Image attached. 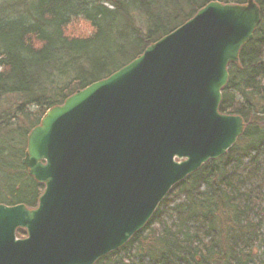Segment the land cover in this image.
<instances>
[{
    "label": "water",
    "instance_id": "obj_1",
    "mask_svg": "<svg viewBox=\"0 0 264 264\" xmlns=\"http://www.w3.org/2000/svg\"><path fill=\"white\" fill-rule=\"evenodd\" d=\"M260 22L254 0L210 2L48 109L21 160L43 191L32 209L0 204V264H95L140 232L172 187L224 156L245 125L218 111L221 92Z\"/></svg>",
    "mask_w": 264,
    "mask_h": 264
},
{
    "label": "trees",
    "instance_id": "obj_2",
    "mask_svg": "<svg viewBox=\"0 0 264 264\" xmlns=\"http://www.w3.org/2000/svg\"><path fill=\"white\" fill-rule=\"evenodd\" d=\"M0 0V204L37 205L43 186L21 160L44 113L107 78L210 2ZM261 22L228 66L218 111L245 129L227 153L168 192L126 245L96 264H264V0ZM81 19L87 35L71 36ZM18 238L25 231H16Z\"/></svg>",
    "mask_w": 264,
    "mask_h": 264
},
{
    "label": "rangeland",
    "instance_id": "obj_3",
    "mask_svg": "<svg viewBox=\"0 0 264 264\" xmlns=\"http://www.w3.org/2000/svg\"><path fill=\"white\" fill-rule=\"evenodd\" d=\"M71 36H79V35H87L90 33V29L86 23H84L81 19H76L73 23H71L70 27L68 28L67 31ZM12 104V101H5V104L1 108V111H4L6 108V105ZM8 109V108H6ZM0 111V112H1Z\"/></svg>",
    "mask_w": 264,
    "mask_h": 264
}]
</instances>
